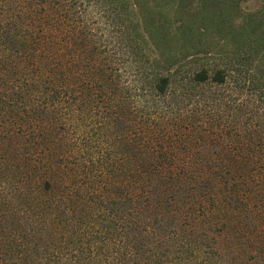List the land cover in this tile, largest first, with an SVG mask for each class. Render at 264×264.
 Masks as SVG:
<instances>
[{"label":"trees","instance_id":"16d2710c","mask_svg":"<svg viewBox=\"0 0 264 264\" xmlns=\"http://www.w3.org/2000/svg\"><path fill=\"white\" fill-rule=\"evenodd\" d=\"M132 3L0 0V264H264V86L223 128L205 31Z\"/></svg>","mask_w":264,"mask_h":264},{"label":"rangeland","instance_id":"374dc122","mask_svg":"<svg viewBox=\"0 0 264 264\" xmlns=\"http://www.w3.org/2000/svg\"><path fill=\"white\" fill-rule=\"evenodd\" d=\"M137 3L130 13L134 18L140 13L147 15L148 22H164L168 31H177V28L186 31H205L204 45L208 49L207 60L212 64H221L228 67L226 82L218 86L209 87L210 91L221 95L223 103L211 104L213 121L223 122V128L230 130L237 127V122L243 123L248 116L244 114L243 104L253 101V94L258 93L264 86V31L263 26L256 28V34L251 33L246 25L253 23L264 14V0H129ZM199 2L203 7L199 8ZM145 10L147 12H145ZM215 12V14H212ZM105 15V14H104ZM211 16V20L204 16ZM182 23V24H180ZM244 23V27H242ZM247 31L241 35L234 32ZM246 35V36H245ZM257 115L248 116V125L252 128L264 127V100L260 102ZM261 111V113H259ZM238 129H240L238 127ZM15 214L13 218H0V257L4 252L1 245H6L7 239L14 235L16 241L26 244L29 250L32 247L31 226L19 230L23 217ZM9 218V219H8ZM8 243V242H7ZM6 254V252H5ZM7 255V254H6ZM30 261H34L30 251ZM1 264H11L8 256L2 259Z\"/></svg>","mask_w":264,"mask_h":264}]
</instances>
